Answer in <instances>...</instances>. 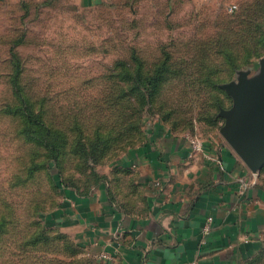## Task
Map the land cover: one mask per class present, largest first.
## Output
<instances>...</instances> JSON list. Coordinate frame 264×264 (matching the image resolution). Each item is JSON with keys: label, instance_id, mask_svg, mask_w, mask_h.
Masks as SVG:
<instances>
[{"label": "rangeland", "instance_id": "rangeland-1", "mask_svg": "<svg viewBox=\"0 0 264 264\" xmlns=\"http://www.w3.org/2000/svg\"><path fill=\"white\" fill-rule=\"evenodd\" d=\"M256 1L137 0L130 4L127 0L94 7H82L76 0L0 1V264H95L82 259L73 236L49 221L63 196L54 172H60L67 185L75 181L81 188L94 185L84 160L68 153V135L71 145L79 136L68 131V115H80L88 139L103 122L110 130L128 120L110 119L128 105L138 110L141 132L149 119L158 118L182 133L201 138L215 131L221 135V111L233 105L222 85L237 79L238 71L257 67L264 56L263 50L261 56L250 54V62H244L258 47L259 29L250 20L264 17V11L255 12ZM234 4L237 9L232 12ZM216 40L227 43L229 55L216 53L220 45ZM163 48L170 52L168 60L176 70L170 73L178 72L179 77L166 81L156 96L142 91L136 102L127 95L117 98L129 93V82L117 75L116 63L130 60L135 52L151 65ZM13 53L21 59V95L27 105L65 134L58 136L65 148L54 169L48 167L52 152L23 133L28 123L15 110L22 96L11 83ZM227 56L240 68L232 71ZM181 65L184 70L177 68ZM206 73L221 78L217 86L210 84L212 78L200 76ZM101 115L107 117L97 119ZM257 264H264V256Z\"/></svg>", "mask_w": 264, "mask_h": 264}, {"label": "crops", "instance_id": "crops-1", "mask_svg": "<svg viewBox=\"0 0 264 264\" xmlns=\"http://www.w3.org/2000/svg\"><path fill=\"white\" fill-rule=\"evenodd\" d=\"M118 1L127 0H76L82 7ZM258 67L249 68L251 75ZM186 134L161 119H149L142 142L96 166L102 177L96 185H88L86 191L85 186L63 189L62 203L49 221L74 237L84 261H261L264 167L252 172L217 131L202 137L209 157H190Z\"/></svg>", "mask_w": 264, "mask_h": 264}, {"label": "trees", "instance_id": "trees-1", "mask_svg": "<svg viewBox=\"0 0 264 264\" xmlns=\"http://www.w3.org/2000/svg\"><path fill=\"white\" fill-rule=\"evenodd\" d=\"M252 5L256 7L255 12L264 11L259 8L261 6H264L263 1L257 0ZM243 20L245 22L248 21V17H244ZM250 22H254V28L259 29V34L257 35L258 47L256 48L255 52L250 51L248 53L247 57H245V63L250 62V54L255 53V57H259L262 55V51L264 50V17L262 19H257V17H255V19L250 20ZM224 37L227 40V38H229L230 36L227 34V36ZM217 42H219L220 45L217 48L216 53H222L226 56L229 53L228 48H225V45H227V43L216 40L215 43L217 44ZM203 49L207 48L204 47ZM168 52L169 51L163 48L161 52L162 55L151 65H146L135 52L132 53L130 60L118 61V63H116L117 69L119 70L117 75H121L123 79L128 80L129 93L127 91L125 95L119 94L117 98L122 99L121 96L125 97L127 95L129 97L128 100L136 102L137 96L142 97V91H147L149 93L148 95L152 94L153 96H156L161 92L166 81L171 80V77L175 75L179 77L180 74L178 72L170 73V70H176L173 67V63H170L168 60V54H170V52ZM199 52H201V50H199ZM230 54L233 57L231 52ZM225 58L230 64V69H232V71L235 68L239 67L238 63H235L233 59H231V62H229L230 57L227 56ZM12 59L14 63V72L12 75L11 83L15 93L19 96H22L23 89L20 85V78L23 69L21 59L16 53H13ZM118 66L120 68H118ZM177 68H179L180 70L185 69L182 65L178 66ZM190 68L194 70V67L192 65L190 66ZM189 75L191 77H194V73H190ZM200 76H202L205 80L212 78L210 84L214 86H217V83L220 82L219 79H221L220 77H217L215 75H213V77L216 80L213 79L212 74L210 73L200 74ZM19 98L21 104L20 107L15 108V110L20 111V114L24 116L25 121H27L28 123V125L24 126L23 133L26 139L31 140L35 144L42 145L44 148H48L52 152L50 159L51 161L49 162L48 167L54 169L55 161H57L62 152H64L65 146H63L58 139V136H62L61 134L64 133L61 130H55L53 125H51V122H49L42 113L36 112V114H34V111L27 105V99L25 96ZM128 106L129 107H126L124 111L116 113L113 117L110 116V119H124L126 117L128 120H123L120 125L114 124L110 130H106L105 126L102 125L104 124V122L98 126H95L93 131L90 132L92 133L91 139H88V132L85 131L82 123L80 122V115H68V131H75L76 136L77 134H79V136L77 138L75 137V139L73 140L72 145L70 144L71 139L68 135V153L74 154L84 160L86 170H90L92 175L94 176V185H96L98 181L102 179V177L96 171V166L98 164L116 158L124 150L135 146L136 144H138L137 138H139V141L141 140L140 142L144 140L145 131L141 132L142 123L137 120L138 110L134 109L133 105ZM87 114L91 115V113ZM138 116L140 117L139 113ZM106 117L107 116L105 115H101L97 119L100 120ZM129 137H131L132 140H130ZM70 145L71 148L69 147ZM80 172L82 171L80 170ZM81 174H83V172ZM52 177L55 180L56 186L60 189H64L65 187H74L81 190V186L77 181H75V183L68 182V185L65 184L61 179L60 172L58 171L54 172L52 174ZM87 188L89 187L84 188V191H86Z\"/></svg>", "mask_w": 264, "mask_h": 264}, {"label": "water", "instance_id": "water-1", "mask_svg": "<svg viewBox=\"0 0 264 264\" xmlns=\"http://www.w3.org/2000/svg\"><path fill=\"white\" fill-rule=\"evenodd\" d=\"M233 105L221 111L223 138L254 173L264 167V56L257 71L242 69L237 79L222 85Z\"/></svg>", "mask_w": 264, "mask_h": 264}, {"label": "built area", "instance_id": "built-area-1", "mask_svg": "<svg viewBox=\"0 0 264 264\" xmlns=\"http://www.w3.org/2000/svg\"><path fill=\"white\" fill-rule=\"evenodd\" d=\"M237 9V5L234 4V5H231L230 6V11H234ZM186 138L189 142V145H190V157H195L196 155L198 154H202L204 156H208V152L206 150V147H205V144H204V141L202 140V138L200 136H198L197 134H189L187 133L186 135ZM157 184H160V181H157L156 182ZM207 230V228H206ZM102 256H107L106 254H102ZM186 264H200L199 260L196 259V258H193L191 260H189Z\"/></svg>", "mask_w": 264, "mask_h": 264}]
</instances>
